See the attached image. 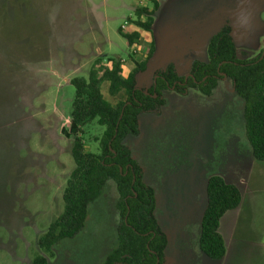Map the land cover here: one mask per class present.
<instances>
[{
    "label": "rangeland",
    "instance_id": "374dc122",
    "mask_svg": "<svg viewBox=\"0 0 264 264\" xmlns=\"http://www.w3.org/2000/svg\"><path fill=\"white\" fill-rule=\"evenodd\" d=\"M160 0L153 32L132 24L138 6L152 0H13L0 5V264H29L39 253L38 237L64 210L63 192L75 161L69 136L75 88L71 79L87 77L97 59H121L125 74L156 51L138 77L147 88L155 72L170 61L181 74L192 57L209 60L208 45L220 21L247 57L264 49V0ZM133 5V8L124 6ZM90 10V12H88ZM141 38L130 47L120 32ZM123 29V28H122ZM108 83L103 84L107 99ZM159 113L140 117V133L126 143L157 192L158 219L166 227L204 205V177L240 170L237 156L250 144L245 134V101L223 79L211 97L196 88L166 93ZM104 127L95 120L84 134ZM244 163V162H243ZM120 195L113 179L90 205L84 229L47 254L49 264H102L117 247ZM198 203L196 206L194 203ZM200 214V212H199ZM194 246L196 222H191ZM189 230V232H190Z\"/></svg>",
    "mask_w": 264,
    "mask_h": 264
},
{
    "label": "trees",
    "instance_id": "16d2710c",
    "mask_svg": "<svg viewBox=\"0 0 264 264\" xmlns=\"http://www.w3.org/2000/svg\"><path fill=\"white\" fill-rule=\"evenodd\" d=\"M153 6H138L132 24L153 32L157 0ZM120 32L130 47L141 38L137 30ZM156 51L152 42L144 60H135L134 68L125 74L121 59L106 62L97 59L87 77L75 76V88L68 134L72 137L71 153L75 167L71 171L63 192L64 210L38 237L39 253L29 264H49L47 254L66 238H73L85 227L90 205L102 194L108 179L116 183L120 199L121 225L118 229L117 247L102 264H164L168 237L158 221L155 187L145 178L143 167L133 158L126 143L129 136L140 133V117L157 112L166 105V93L186 94L196 88L211 97L219 82L225 77L232 82L235 93L245 101V134L257 161L264 162V49L255 58L239 51L226 23L208 45L209 60L194 57L189 71L181 74L176 62L155 72L148 88L139 87L138 77ZM108 83L112 102L103 92ZM95 120L104 127L100 136L88 140L98 143L99 151L87 148L86 127ZM242 199L240 188L228 183L221 175L210 174L207 180V203L201 221L199 245L213 259H221L226 244L219 231L223 215L237 208Z\"/></svg>",
    "mask_w": 264,
    "mask_h": 264
},
{
    "label": "crops",
    "instance_id": "0c3cea01",
    "mask_svg": "<svg viewBox=\"0 0 264 264\" xmlns=\"http://www.w3.org/2000/svg\"><path fill=\"white\" fill-rule=\"evenodd\" d=\"M157 1L159 8L155 16L161 11V2L160 0ZM136 2L137 0H135ZM243 2L250 4L248 0H243ZM2 3L11 5L13 0H0V5ZM124 6L129 9L133 8V5L127 3H124ZM226 23H229V21H220L216 27V32ZM230 26L233 30L234 25L230 24ZM237 49L239 51L245 50L238 47ZM224 79L228 80L227 78ZM236 159L239 167L242 166L243 168H240V170L226 169L221 175L228 183L237 185L242 193L240 205L226 212L220 221L219 231L226 244L224 257L213 259L206 255L199 245L201 221L207 203V180L209 176L207 175L204 177L202 187L200 188L205 198L204 205H202L201 209H198L197 215L193 214L191 210L182 219H179L177 223H172L171 227L168 225L166 227L158 219L168 237L164 264H264V162L255 159L251 146L248 150L246 149L241 155L237 156ZM191 203H194L196 206L198 205V203L192 202V200ZM191 222H196L197 224L194 234L196 238L193 242L195 243L194 246H190L193 234L190 230L192 228L190 226Z\"/></svg>",
    "mask_w": 264,
    "mask_h": 264
},
{
    "label": "built area",
    "instance_id": "2783aa9c",
    "mask_svg": "<svg viewBox=\"0 0 264 264\" xmlns=\"http://www.w3.org/2000/svg\"><path fill=\"white\" fill-rule=\"evenodd\" d=\"M122 28L125 30V29H127V25L126 24H123L122 25Z\"/></svg>",
    "mask_w": 264,
    "mask_h": 264
},
{
    "label": "water",
    "instance_id": "95a60500",
    "mask_svg": "<svg viewBox=\"0 0 264 264\" xmlns=\"http://www.w3.org/2000/svg\"><path fill=\"white\" fill-rule=\"evenodd\" d=\"M263 54H264V52H263ZM226 78V77H225Z\"/></svg>",
    "mask_w": 264,
    "mask_h": 264
}]
</instances>
